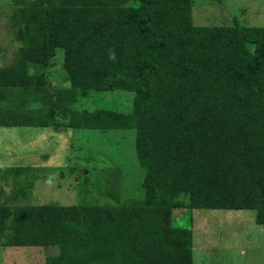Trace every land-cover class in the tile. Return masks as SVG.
Segmentation results:
<instances>
[{
    "label": "trees",
    "instance_id": "1",
    "mask_svg": "<svg viewBox=\"0 0 264 264\" xmlns=\"http://www.w3.org/2000/svg\"><path fill=\"white\" fill-rule=\"evenodd\" d=\"M10 3L0 128L133 130L142 180L139 198L103 205H29L22 184L0 200V247L53 249L44 264H193V211L264 225V27L195 26L192 0ZM89 92L132 93V109H76Z\"/></svg>",
    "mask_w": 264,
    "mask_h": 264
},
{
    "label": "rangeland",
    "instance_id": "2",
    "mask_svg": "<svg viewBox=\"0 0 264 264\" xmlns=\"http://www.w3.org/2000/svg\"><path fill=\"white\" fill-rule=\"evenodd\" d=\"M192 1L195 26L237 22L264 27V0ZM10 8V0H0V66L10 63L17 45L11 41ZM62 60L58 52L53 84H60L64 76ZM133 97L127 92H89L75 108L128 114ZM134 136L133 130L0 128V168L26 172L19 176V183L0 172V200L11 204L12 196L28 183L33 185L23 189L25 197L20 201L29 205L135 200L141 195L142 171L136 161ZM189 216H176V223L186 226ZM191 218L193 264H264V225L256 224L254 211L195 210ZM53 254V249L44 247H0V264H44Z\"/></svg>",
    "mask_w": 264,
    "mask_h": 264
}]
</instances>
